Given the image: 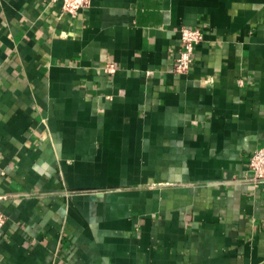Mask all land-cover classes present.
Returning a JSON list of instances; mask_svg holds the SVG:
<instances>
[{"label": "crops", "instance_id": "1", "mask_svg": "<svg viewBox=\"0 0 264 264\" xmlns=\"http://www.w3.org/2000/svg\"><path fill=\"white\" fill-rule=\"evenodd\" d=\"M262 144L264 0H0V264H264Z\"/></svg>", "mask_w": 264, "mask_h": 264}, {"label": "built area", "instance_id": "2", "mask_svg": "<svg viewBox=\"0 0 264 264\" xmlns=\"http://www.w3.org/2000/svg\"><path fill=\"white\" fill-rule=\"evenodd\" d=\"M59 1L63 13L70 16L77 14L78 10L90 4V0H49V2ZM179 32V51L175 58L172 72L182 74L188 72L194 60L195 47L204 40V33L199 27L180 26ZM109 73L114 72L115 65L109 62L105 66ZM248 171L246 178L251 182L264 183V144L252 150L248 158ZM6 222L5 215L0 211V233Z\"/></svg>", "mask_w": 264, "mask_h": 264}]
</instances>
